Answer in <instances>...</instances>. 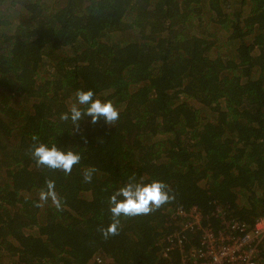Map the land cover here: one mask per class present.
I'll use <instances>...</instances> for the list:
<instances>
[{
    "label": "trees",
    "instance_id": "1",
    "mask_svg": "<svg viewBox=\"0 0 264 264\" xmlns=\"http://www.w3.org/2000/svg\"><path fill=\"white\" fill-rule=\"evenodd\" d=\"M77 89L112 101L115 124L60 120ZM37 142L80 163L37 167ZM130 177L175 198L104 239ZM46 179L59 210L36 207ZM217 204L250 226L264 216V0H0V264H180L163 250L170 211L196 206L217 229Z\"/></svg>",
    "mask_w": 264,
    "mask_h": 264
},
{
    "label": "clouds",
    "instance_id": "2",
    "mask_svg": "<svg viewBox=\"0 0 264 264\" xmlns=\"http://www.w3.org/2000/svg\"><path fill=\"white\" fill-rule=\"evenodd\" d=\"M85 117H91V124H96L103 118L106 125H114L119 119V112L112 101L94 98L91 89H77L74 93V101L68 106L67 111L60 114V120L70 121L73 129L79 130V123ZM36 141V138H33ZM37 167H46L52 170L62 171L65 175L72 172L73 166L80 163L81 155L71 149L62 150L55 144L49 146L37 142L31 147L29 153ZM97 170L94 167L82 169L81 175L84 183L92 181L93 174ZM175 198L169 185L159 180L149 183L130 177L120 188L115 190L108 198V211L110 223L105 227H98L97 231L104 239L119 235L121 217H134L146 215L155 209L169 203ZM39 202L36 207L51 201L57 209H61V198L55 190V181L46 179L44 187L38 193Z\"/></svg>",
    "mask_w": 264,
    "mask_h": 264
},
{
    "label": "built area",
    "instance_id": "3",
    "mask_svg": "<svg viewBox=\"0 0 264 264\" xmlns=\"http://www.w3.org/2000/svg\"><path fill=\"white\" fill-rule=\"evenodd\" d=\"M176 227L163 237L165 252L178 251L180 264H264V216L255 219L250 226L228 217L224 208L215 205L210 216L220 219L215 229L196 206L187 209L176 207L169 213ZM199 234L197 245L185 247L187 233ZM93 264H109L103 254L91 258Z\"/></svg>",
    "mask_w": 264,
    "mask_h": 264
},
{
    "label": "rangeland",
    "instance_id": "4",
    "mask_svg": "<svg viewBox=\"0 0 264 264\" xmlns=\"http://www.w3.org/2000/svg\"><path fill=\"white\" fill-rule=\"evenodd\" d=\"M47 78V73L43 70H41L39 73H38V76H37V81L39 82H42L43 80H45Z\"/></svg>",
    "mask_w": 264,
    "mask_h": 264
}]
</instances>
